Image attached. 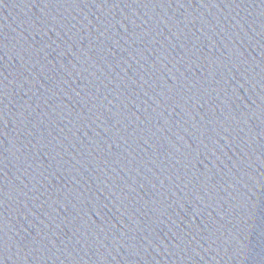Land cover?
Segmentation results:
<instances>
[{"label": "water", "instance_id": "water-1", "mask_svg": "<svg viewBox=\"0 0 264 264\" xmlns=\"http://www.w3.org/2000/svg\"><path fill=\"white\" fill-rule=\"evenodd\" d=\"M0 264H264V239L65 0H0Z\"/></svg>", "mask_w": 264, "mask_h": 264}]
</instances>
